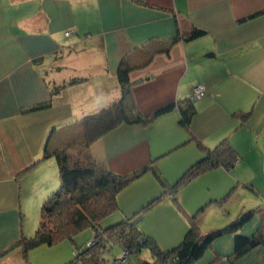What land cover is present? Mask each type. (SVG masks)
<instances>
[{
    "label": "crops",
    "instance_id": "obj_1",
    "mask_svg": "<svg viewBox=\"0 0 264 264\" xmlns=\"http://www.w3.org/2000/svg\"><path fill=\"white\" fill-rule=\"evenodd\" d=\"M196 29L205 34L191 38ZM121 67L133 83L132 117L189 99L197 85L206 94L189 127L174 108L90 145L114 173L155 160L160 174L149 170L122 190L114 220L132 217L168 249L191 214L200 213L208 232L260 207L240 230L255 241L251 249L237 256L227 233L195 264H264V0H0V264H66L93 238L82 231L27 254L19 243L35 234L61 185L55 152L80 136L85 116L121 98ZM223 139L238 152L233 167L206 171L176 199L167 195L135 216L204 157L202 146Z\"/></svg>",
    "mask_w": 264,
    "mask_h": 264
},
{
    "label": "trees",
    "instance_id": "obj_2",
    "mask_svg": "<svg viewBox=\"0 0 264 264\" xmlns=\"http://www.w3.org/2000/svg\"><path fill=\"white\" fill-rule=\"evenodd\" d=\"M204 34V30L196 29L189 36L195 38ZM117 77L122 89L121 98L102 111L85 116L81 121V134L76 140L84 142L86 151L89 152L92 143L122 124L149 125L157 116L174 108L180 112V123L190 126L197 112L196 99L190 97L170 104L150 116L139 114L132 117L129 100L133 83L129 70L121 67ZM56 89L58 92L54 91V94L59 93L61 87ZM49 105L41 104L34 109ZM202 147L204 157L188 168L172 186L164 187L162 193L142 207L135 216L144 215L167 195L176 199L180 190L202 173L218 167L230 169L239 160L238 152L229 139H223L214 148ZM46 152L49 153L47 150ZM55 154L61 185L44 202L42 217L35 234L22 237L19 241L26 254L30 249L43 244L53 246L64 240L74 241V236L85 229H91L93 238L85 246L77 247L73 259L66 264H126L130 257L135 258L139 264H195L204 257L216 239L227 233L235 234L237 256L243 255L254 246L255 241L241 234L240 230L260 211V207L252 208L230 224L208 232L200 228V213L191 214L190 225L183 239L175 247L164 249L155 238L141 230L132 217L119 221L112 217L119 210L118 194L122 190L152 169L160 178L159 172L154 169L155 160L143 169L121 175L98 164L90 152L87 159L76 161L71 158L67 149L57 150ZM104 221L106 226L103 225ZM113 243L123 247L122 253L109 262L106 252Z\"/></svg>",
    "mask_w": 264,
    "mask_h": 264
},
{
    "label": "rangeland",
    "instance_id": "obj_3",
    "mask_svg": "<svg viewBox=\"0 0 264 264\" xmlns=\"http://www.w3.org/2000/svg\"><path fill=\"white\" fill-rule=\"evenodd\" d=\"M66 149L69 152L71 158L74 159L75 161L76 160H85L89 157V152L86 151L85 144L82 140H76V141L73 140ZM103 225L104 226L107 225L105 223V221L103 222ZM207 227L202 229V230H206ZM85 231H87V234H92L91 229H85L83 232H85ZM79 234H81V233H79ZM82 234H84V233H82ZM78 235H75L74 238L78 239ZM122 248L123 247L118 243H113L112 245L109 246V250L106 252L107 253L106 258L109 260V262H112L115 257L120 256V254L122 253ZM126 264H139V263L137 262V260L135 258L130 257Z\"/></svg>",
    "mask_w": 264,
    "mask_h": 264
},
{
    "label": "built area",
    "instance_id": "obj_4",
    "mask_svg": "<svg viewBox=\"0 0 264 264\" xmlns=\"http://www.w3.org/2000/svg\"><path fill=\"white\" fill-rule=\"evenodd\" d=\"M67 35L71 34V31H68L66 33ZM206 94V87L204 85H197L194 89H193V94L191 96L192 99H199L201 97H203Z\"/></svg>",
    "mask_w": 264,
    "mask_h": 264
}]
</instances>
